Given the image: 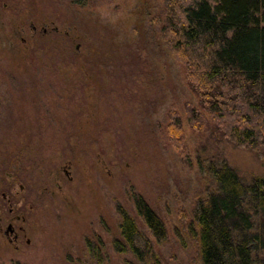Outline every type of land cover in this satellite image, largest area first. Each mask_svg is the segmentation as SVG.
<instances>
[{
    "label": "rangeland",
    "instance_id": "obj_1",
    "mask_svg": "<svg viewBox=\"0 0 264 264\" xmlns=\"http://www.w3.org/2000/svg\"><path fill=\"white\" fill-rule=\"evenodd\" d=\"M98 1L0 0V215L19 235L0 229V264H141L116 249L120 209L161 264H202L192 207L215 183L196 157H222L249 182L264 176V145L187 124L197 99L152 21L164 0ZM171 106L192 163L166 142ZM134 193L166 241L151 236Z\"/></svg>",
    "mask_w": 264,
    "mask_h": 264
},
{
    "label": "trees",
    "instance_id": "obj_2",
    "mask_svg": "<svg viewBox=\"0 0 264 264\" xmlns=\"http://www.w3.org/2000/svg\"><path fill=\"white\" fill-rule=\"evenodd\" d=\"M70 1L82 7L99 2ZM152 21L197 99L185 107L187 124L259 150L264 145V0H164ZM164 133L167 144L192 163L174 106ZM196 163L215 183L192 207L201 263L264 264V176L244 182L222 157L197 156ZM132 198L151 236L166 241L162 219L142 195ZM120 215L122 240L116 249H129L141 264H161L150 236L127 211L120 209Z\"/></svg>",
    "mask_w": 264,
    "mask_h": 264
},
{
    "label": "flooded vegetation",
    "instance_id": "obj_3",
    "mask_svg": "<svg viewBox=\"0 0 264 264\" xmlns=\"http://www.w3.org/2000/svg\"><path fill=\"white\" fill-rule=\"evenodd\" d=\"M8 212L13 213V207L12 206L9 207ZM13 221H14V219H13ZM4 225H6V229H5L4 233L6 234L7 239L10 242L17 240L19 235L15 230L14 223L10 220L6 221V219H4V217L2 215H0V229H2V227H4Z\"/></svg>",
    "mask_w": 264,
    "mask_h": 264
}]
</instances>
